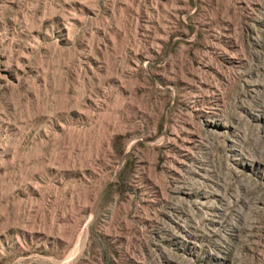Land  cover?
I'll use <instances>...</instances> for the list:
<instances>
[{"label":"rangeland","instance_id":"rangeland-1","mask_svg":"<svg viewBox=\"0 0 264 264\" xmlns=\"http://www.w3.org/2000/svg\"><path fill=\"white\" fill-rule=\"evenodd\" d=\"M0 264H264V0H0Z\"/></svg>","mask_w":264,"mask_h":264}]
</instances>
